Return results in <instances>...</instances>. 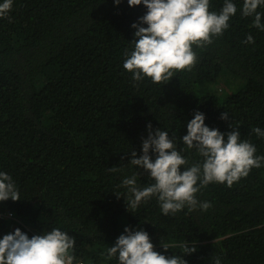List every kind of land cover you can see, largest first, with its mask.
<instances>
[{
	"label": "trees",
	"instance_id": "1",
	"mask_svg": "<svg viewBox=\"0 0 264 264\" xmlns=\"http://www.w3.org/2000/svg\"><path fill=\"white\" fill-rule=\"evenodd\" d=\"M209 2L219 14L225 0ZM232 2L237 12L223 35L193 45L192 69L153 83L134 81L123 67L125 52L134 50L132 25L147 12L143 3L12 0L0 18V172L12 177L20 199L0 201V239L16 228L29 238L59 228L75 238L74 261L119 264L107 250L130 227L146 231L154 250L169 257L182 256L183 244L195 247L183 255L187 264H215L217 257L221 264H264V161L231 187L201 188L196 198L210 202L207 210L198 204L164 215L155 195L131 208L122 184L133 175L141 189L155 183L130 163L132 151L143 154L149 123L153 132L167 131L188 160L182 171L202 163L182 140L197 111L225 137L238 127L241 140L264 156V137L252 131L264 130V29L254 26V15L242 16L244 0ZM257 12L264 24V5ZM249 34L254 42L245 43ZM212 83L225 95L209 91Z\"/></svg>",
	"mask_w": 264,
	"mask_h": 264
},
{
	"label": "clouds",
	"instance_id": "2",
	"mask_svg": "<svg viewBox=\"0 0 264 264\" xmlns=\"http://www.w3.org/2000/svg\"><path fill=\"white\" fill-rule=\"evenodd\" d=\"M114 2L118 5L121 0ZM141 3L146 6L147 12L139 18V24L132 25L137 29L134 33V50L130 54L125 52L127 59L123 67L133 73L134 81L149 77L153 83L168 82L174 76V71H190L197 60L193 45L203 48L211 44L213 37L223 35L229 27L230 17L237 12L232 0H225L219 14L209 11V0H128L129 6ZM260 5H264V0H244L241 14L245 17L254 15V26L264 29L261 14L257 12ZM11 8L12 0L0 3V18L6 17ZM249 42H254L251 34L245 41ZM228 115L223 112L221 119L227 120ZM147 128L149 134L142 143L143 154L137 158V153L132 151L130 163L147 171L155 183L141 189L137 187L136 175L122 181L132 194L127 202L131 208L155 195L164 215L175 214L185 206L192 211L198 204L202 210H207L211 207L210 202L199 203L196 198L201 188L211 182L226 183L231 187L242 177H247L252 168L261 167L264 161V156L256 155L257 149L252 143L241 140L238 127L225 137V133L205 125V115L197 111L187 123V134L182 140L187 148H195L204 159L202 163L183 167L182 171L181 166L189 162L177 150L168 132L159 129L153 132L151 123ZM252 131L264 137L261 128L255 127ZM150 150L155 154V159L150 155ZM116 170L115 167L110 169ZM9 198L19 200V191L12 177L0 172V201ZM6 215L10 217L12 213ZM3 216L5 213L0 212V217ZM125 233L107 250V256L116 257L119 264H187L183 255L196 251L195 247L183 244L180 246L182 256L169 257L154 250L146 231L126 227ZM74 245L75 238L59 228L31 238L16 228L13 233L0 239V264H74L81 261H74L71 254ZM163 247L169 248L168 245ZM215 264H221L218 257Z\"/></svg>",
	"mask_w": 264,
	"mask_h": 264
},
{
	"label": "rangeland",
	"instance_id": "3",
	"mask_svg": "<svg viewBox=\"0 0 264 264\" xmlns=\"http://www.w3.org/2000/svg\"><path fill=\"white\" fill-rule=\"evenodd\" d=\"M206 87L209 91H211L212 93L216 94V95H225V89L217 84H206Z\"/></svg>",
	"mask_w": 264,
	"mask_h": 264
},
{
	"label": "built area",
	"instance_id": "4",
	"mask_svg": "<svg viewBox=\"0 0 264 264\" xmlns=\"http://www.w3.org/2000/svg\"><path fill=\"white\" fill-rule=\"evenodd\" d=\"M74 264H84V263L82 261H78V262H76Z\"/></svg>",
	"mask_w": 264,
	"mask_h": 264
}]
</instances>
